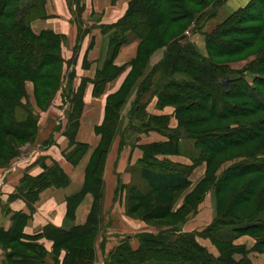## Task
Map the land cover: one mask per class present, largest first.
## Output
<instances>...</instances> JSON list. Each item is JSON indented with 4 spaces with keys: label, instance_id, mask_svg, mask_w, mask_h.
Instances as JSON below:
<instances>
[{
    "label": "trees",
    "instance_id": "1",
    "mask_svg": "<svg viewBox=\"0 0 264 264\" xmlns=\"http://www.w3.org/2000/svg\"><path fill=\"white\" fill-rule=\"evenodd\" d=\"M209 1L131 0L125 17L114 26L116 31L110 39L112 53L126 40L125 33L140 43L126 81L108 99L106 117L98 129L102 142L86 171L91 177V187L85 186V191L89 188L98 202L101 173L119 125L120 110L135 89L128 129L155 130L168 141L145 148L142 175L150 190L143 194L137 188H128L126 214L144 221L166 220L180 214L184 222L211 191L214 219L201 232H181V224L162 233L136 235L135 249L126 239L108 253L104 264H251L245 250L232 244L242 235L251 236L255 240L253 250L264 254V0H250L246 7L235 11L208 33L204 56L182 31L183 24L195 19L199 9ZM223 1H214L213 10ZM43 3L44 0L26 3L0 0V160L4 159L3 150L10 148L11 151L31 141L33 136L30 117L27 121H18L13 115L17 98L23 93L22 80L29 79L35 92L41 88L59 89V83L64 81L62 42L65 37L51 31L35 35L30 28V21L41 15ZM205 17L204 13L196 17L192 31ZM176 31L179 33L172 36ZM260 47L256 57L243 62L239 69H232L230 62L222 61ZM161 48H164L162 59L150 67L151 55ZM247 69L255 73L251 81L244 76ZM99 81L97 86L104 82ZM59 90L63 92V87ZM78 96L74 95L77 117L81 107ZM152 97H157L159 107L174 108L175 129L168 128L166 116L147 117L145 103ZM179 139L191 140L198 151L191 166L153 159L156 155L176 153ZM84 150V145L76 144L73 155L70 153L67 157L76 162ZM203 162L206 163L203 179L173 212L176 200L191 185L190 171ZM228 163L218 174L221 166ZM67 182V177L53 167L34 178L23 176L18 194L31 202L39 190L63 187ZM161 193H168L169 199L161 200ZM97 221L94 215L86 226L58 235L55 244L67 251L65 264L71 260L75 264L92 263L99 229ZM199 237L208 238L219 255L214 257L200 246ZM30 250L31 253L21 255V261L41 259V255L35 254V246ZM235 253L241 254V259L235 260Z\"/></svg>",
    "mask_w": 264,
    "mask_h": 264
},
{
    "label": "crops",
    "instance_id": "2",
    "mask_svg": "<svg viewBox=\"0 0 264 264\" xmlns=\"http://www.w3.org/2000/svg\"><path fill=\"white\" fill-rule=\"evenodd\" d=\"M130 2L131 0H44L41 15L30 21V28L35 35L51 31L65 37V44H62L64 82L70 90L69 100L79 94L81 107L74 134L75 143L62 130L60 133L53 132L47 144L42 143L43 141L36 144L23 157L0 168V264H65L67 251L55 244L58 235L86 226L89 218L94 215L98 217L99 230L102 225H108V220L118 215L122 225L116 229L106 226L100 230L94 241L95 258L91 264L103 262L107 252L116 246L115 236L128 239L135 249L138 243L135 244L131 238H135L138 232L151 233L146 231L144 222L126 214V190L134 187L143 194L149 192L148 182L142 175L145 148L163 144L168 139L155 130L128 129L131 119L128 114L134 101L135 89L120 110L119 125L101 173V196L98 202L89 189L91 177L86 175L90 159L101 141L98 129L104 121L108 99L122 87L137 55L140 40L129 33H125L128 35L126 40L113 53L110 43L111 35L116 31L114 26L125 17ZM239 4L242 3L237 0L235 7ZM163 52L156 51L151 55L150 67L162 59ZM99 80L104 82L97 86ZM60 92L64 107L69 106L71 103L63 96L62 90ZM125 111L127 114L123 117ZM144 111L147 117H169L168 127H177L174 108L159 107L157 97L146 102ZM61 116L65 120V114ZM135 122L137 120H134L137 125ZM76 144L84 145L85 150L76 162H72L67 156L70 153L73 155ZM197 156L198 151L191 140L179 139L176 153L156 155L153 159L188 167ZM229 165L230 163L222 165L218 174ZM53 167H57L67 177L66 185L45 187L39 190L37 198L31 202L18 194L23 176L34 178ZM205 172L204 162L192 168L188 176L191 185L182 194L184 197L203 179ZM85 186L89 187L87 191ZM183 199H179L175 209L183 204ZM213 202L212 192L209 191L198 204L197 211L182 223L181 232H201L207 228L215 216ZM103 240L106 242L101 247ZM197 243L214 257L219 255L208 238L199 237ZM232 244L245 250L251 264H264V254L253 250L255 240L251 236H239ZM32 246L36 247L35 254L41 255V259L32 258L30 262L28 258L21 261V255L31 253ZM233 258L239 260L241 254L235 253ZM71 261L70 264H75L74 260Z\"/></svg>",
    "mask_w": 264,
    "mask_h": 264
},
{
    "label": "rangeland",
    "instance_id": "3",
    "mask_svg": "<svg viewBox=\"0 0 264 264\" xmlns=\"http://www.w3.org/2000/svg\"><path fill=\"white\" fill-rule=\"evenodd\" d=\"M20 1L24 2V0H20ZM214 1L216 0H210L207 3L208 5L201 7V9H199V12L197 13L196 17H198L201 13L206 14V17L202 22L199 23L198 27L195 28L193 31L191 30L192 28H194L196 17L195 19H193L194 21L191 20L188 23L183 24L184 29L182 31V34L187 36L188 41L193 45H195L199 53H201L204 56L207 55L205 36L208 33H210L217 25L223 22L228 16L233 14L235 11L246 7L250 2V0L248 1L240 0L242 4H239L235 7L237 0H224L216 10H213ZM178 33L179 32L176 31L172 36ZM64 42L65 40L62 42V44ZM261 48L262 47L258 49H252L236 57L224 59L222 61L230 62L229 65L231 66L232 69L233 68L239 69V66L242 67L243 62L251 61L252 59H254L256 57V53ZM158 51H164V48H161ZM254 74L255 73L248 71V69L246 70V72H244V76L248 81H251ZM21 83H23L22 84L23 93L20 94L19 97L17 98L18 99L17 107L15 108L13 115L14 118H16L18 121H25V120L27 121V118L30 117L29 120L32 121L34 127L33 136L31 141H25L22 144H20L17 148L12 149L11 151L10 148L3 150L2 156H4V159L0 160V168L9 166L12 162L17 161L18 159L23 157L25 153H28L30 150H32L36 144H39L42 141H43L42 143L47 144L53 132L56 133L58 131L60 133L62 130V133L67 135V137L72 143H75L74 134L76 128L74 122L76 121V117H77L78 104H77V98L73 97V99L69 100L70 90L68 87L66 88L65 82L63 81L61 84L59 83V89L61 86L63 87L64 96L67 98V101L69 102L71 101L72 103L70 106H66V107H64L63 104L64 101L63 98L61 97L62 96L60 92L61 90L57 89L56 87L55 88L51 87V89H47V90L41 88V90L35 92L34 85L29 79L25 78L22 80ZM62 114H65V120L64 118L61 119ZM125 114H127L126 111L123 114V117H125ZM182 194L179 196V198L176 200L175 204L173 205V209H172L173 212L176 210L175 206L176 203L179 201V199H181V197L184 198ZM159 197L161 200L166 201L167 199H169L170 195L168 193H161ZM178 215L171 218L168 217V219L166 220L158 219L160 220L159 222H157L158 220H149V221L141 220V221L144 222L145 225L147 226L146 231H151V233H162L164 231L170 230L174 226L178 227L182 224L183 217L180 214ZM188 217L189 216H187L186 218ZM134 218L136 219L137 217H133V219ZM111 219L112 220H108L109 221L108 225H106L108 227L111 226V229L113 228L116 229L122 225L119 215L114 216ZM106 226L102 225L100 230H103ZM100 230L98 229V233H97L98 236ZM145 233L148 232H142V233L138 232L137 235L145 234ZM115 237H117V240H115L116 246H118L123 241H127L125 238L120 239L119 238L120 236H115ZM131 241H134L135 244L138 243V240L136 238H131ZM105 242H106L105 240L101 242V247H104ZM115 247H113L111 250H113ZM109 252H107L105 258H103L104 259L103 262L101 263L97 262V264H104V262L108 259Z\"/></svg>",
    "mask_w": 264,
    "mask_h": 264
},
{
    "label": "bare ground",
    "instance_id": "4",
    "mask_svg": "<svg viewBox=\"0 0 264 264\" xmlns=\"http://www.w3.org/2000/svg\"><path fill=\"white\" fill-rule=\"evenodd\" d=\"M78 7H79V6H78ZM35 18H36V17H35ZM36 19H37V18H36ZM38 19H39V18H38ZM111 31H112V30H111ZM191 31H192V30H191ZM73 62H74V61H73ZM125 81H126V79H125ZM82 83H83V82H82ZM84 83H85V82H84ZM249 87H250V86H249ZM82 88H83V87H82ZM121 88H122V87H121ZM121 88H120V89H121ZM120 89H119V90H120ZM115 94H116V93H115ZM97 95H99V94H97ZM109 96H111V95H109ZM112 97H113V96H112ZM110 98H111V97H110ZM139 102H140V101H139ZM145 102H146V101H145ZM145 104H146V103H145ZM104 108H105V107H104ZM106 108H107V106H106ZM174 113H175V112H174ZM161 114H162V113H161ZM105 117H106V116H105ZM161 117H162V116H161ZM168 118H169V117H168ZM131 119H132V118H131ZM168 128H169V127H168ZM118 133H119V132H118ZM50 134H51V133H50ZM191 138H192V137H191ZM194 138H195V137H194ZM117 139H118V138H117ZM113 141H114V140H113ZM101 142H102V140H101ZM118 144H119V143H118ZM111 146H112V145H111ZM117 146H118V145H117ZM117 146H116V147H117ZM116 147H115V148H116ZM117 148H119V147H117ZM110 153H111V151H110ZM117 153H118V152H117ZM170 153H171V152H170ZM112 159H113V157L111 158V161H112ZM107 161H108V160H107ZM240 161H241V160H240ZM157 162H158V161H157ZM171 164H172V163H171ZM107 166L110 167V165H108V164H107ZM111 166H112V165H111ZM185 166H186V165H185ZM220 174H221V173H220ZM95 178H97V177H95ZM126 207H127V206H126ZM140 216H141V215H140ZM142 226H143V225H142ZM36 236H37V235H36ZM22 242H23V241H22ZM27 243H29V242H27ZM30 243H31V242H30ZM124 244H125V243H124ZM147 244H148V243H147ZM137 259H140V258H137Z\"/></svg>",
    "mask_w": 264,
    "mask_h": 264
},
{
    "label": "built area",
    "instance_id": "5",
    "mask_svg": "<svg viewBox=\"0 0 264 264\" xmlns=\"http://www.w3.org/2000/svg\"><path fill=\"white\" fill-rule=\"evenodd\" d=\"M2 182H0V185H1Z\"/></svg>",
    "mask_w": 264,
    "mask_h": 264
},
{
    "label": "water",
    "instance_id": "6",
    "mask_svg": "<svg viewBox=\"0 0 264 264\" xmlns=\"http://www.w3.org/2000/svg\"><path fill=\"white\" fill-rule=\"evenodd\" d=\"M183 38V37H182Z\"/></svg>",
    "mask_w": 264,
    "mask_h": 264
}]
</instances>
